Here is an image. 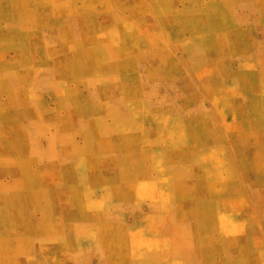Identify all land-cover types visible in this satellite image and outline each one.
Listing matches in <instances>:
<instances>
[{"label":"rangeland","instance_id":"obj_1","mask_svg":"<svg viewBox=\"0 0 264 264\" xmlns=\"http://www.w3.org/2000/svg\"><path fill=\"white\" fill-rule=\"evenodd\" d=\"M0 264H264V0H0Z\"/></svg>","mask_w":264,"mask_h":264}]
</instances>
